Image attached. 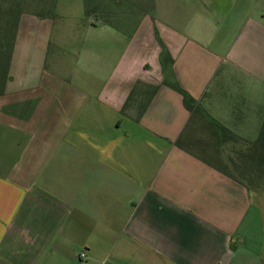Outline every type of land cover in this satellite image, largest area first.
I'll return each instance as SVG.
<instances>
[{
	"label": "crops",
	"instance_id": "0c3cea01",
	"mask_svg": "<svg viewBox=\"0 0 264 264\" xmlns=\"http://www.w3.org/2000/svg\"><path fill=\"white\" fill-rule=\"evenodd\" d=\"M152 1L128 33L101 0L83 37L55 39L56 0H17L0 80V264H264V188L217 169L264 139V0ZM155 28L220 133L163 85ZM218 76L229 101L207 96Z\"/></svg>",
	"mask_w": 264,
	"mask_h": 264
},
{
	"label": "trees",
	"instance_id": "16d2710c",
	"mask_svg": "<svg viewBox=\"0 0 264 264\" xmlns=\"http://www.w3.org/2000/svg\"><path fill=\"white\" fill-rule=\"evenodd\" d=\"M3 1L5 4H10V6H7L5 9L0 7V21H2V25H0V80L5 73V64L3 62L6 61L12 51L16 21L21 14V10L17 5V0ZM93 10L97 11V8ZM87 13L88 17H90L89 11H87ZM154 37L160 48L159 62L163 73L162 83L181 96L183 106L189 113V121L199 116L210 123L216 134L223 131L216 122L209 120L197 102L176 81L172 70V58L155 31ZM157 89L158 87L156 86L147 88L146 94L148 100L138 106V117L145 111L151 97L156 93ZM133 94L134 89L129 94L122 111L128 106L133 98ZM239 144L238 147L229 150V171L222 165H219L217 169L222 174L228 176L229 179L243 186L246 190L254 193L260 192L264 188V139L257 140L253 143L239 142ZM175 145L182 148L179 140L175 141ZM195 157L207 165L212 166L203 157L199 155H195Z\"/></svg>",
	"mask_w": 264,
	"mask_h": 264
},
{
	"label": "rangeland",
	"instance_id": "374dc122",
	"mask_svg": "<svg viewBox=\"0 0 264 264\" xmlns=\"http://www.w3.org/2000/svg\"><path fill=\"white\" fill-rule=\"evenodd\" d=\"M55 1V0H54ZM101 0H56L55 13L57 14L56 18L52 20L53 27L51 29V36L55 39L60 37H83L86 34V29L88 28V24H92L93 19L97 20L98 12L93 9H98L101 7L99 5ZM111 3L109 0H102V5L104 6V11L108 14H112L110 17H106L108 23L112 24L115 30L125 31H133L135 29V25L140 20L141 15L145 12L147 14H151L152 11L145 10L150 9L151 4H153L152 0H112ZM115 1L118 2L115 4ZM4 3L3 0H0V7L2 8ZM142 3V10L140 9V4ZM5 4V3H4ZM50 4V2L48 3ZM100 9V8H99ZM144 9V10H143ZM30 11V10H29ZM90 13V17H88V13ZM252 12H250L251 14ZM131 17V18H130ZM95 20V21H96ZM219 22V21H218ZM217 22V23H218ZM227 25L218 24L217 30L220 33H224L228 35V46H229V19L226 20ZM79 23V24H78ZM102 23L98 20L97 26ZM240 29V26L236 28H231L230 32L235 36L237 31ZM156 31V28L154 29ZM219 33V34H220ZM159 37V35H158ZM225 78L222 76H218L217 81L213 86L210 87V94L215 97H219L225 101H229V80H224ZM210 95V96H211ZM253 99H256L252 96ZM251 98V99H252ZM250 101V99H249Z\"/></svg>",
	"mask_w": 264,
	"mask_h": 264
},
{
	"label": "built area",
	"instance_id": "2783aa9c",
	"mask_svg": "<svg viewBox=\"0 0 264 264\" xmlns=\"http://www.w3.org/2000/svg\"><path fill=\"white\" fill-rule=\"evenodd\" d=\"M84 257V255H80V258L82 259Z\"/></svg>",
	"mask_w": 264,
	"mask_h": 264
}]
</instances>
